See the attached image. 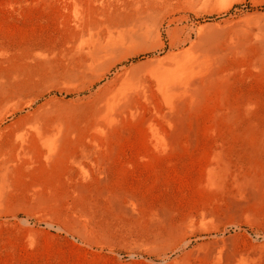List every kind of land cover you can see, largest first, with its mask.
I'll use <instances>...</instances> for the list:
<instances>
[{
	"label": "rangeland",
	"instance_id": "1",
	"mask_svg": "<svg viewBox=\"0 0 264 264\" xmlns=\"http://www.w3.org/2000/svg\"><path fill=\"white\" fill-rule=\"evenodd\" d=\"M3 137L0 264H264V0H0Z\"/></svg>",
	"mask_w": 264,
	"mask_h": 264
},
{
	"label": "bare ground",
	"instance_id": "2",
	"mask_svg": "<svg viewBox=\"0 0 264 264\" xmlns=\"http://www.w3.org/2000/svg\"><path fill=\"white\" fill-rule=\"evenodd\" d=\"M191 70L192 69L190 68V66L187 63L181 62L179 64L177 70H176L177 80L181 81V83L185 82V80H186L185 83H187L188 82L187 78H188L189 74L191 73ZM188 80H190V79L188 78ZM177 85H180V84H177ZM183 86H186V84L185 85L183 84ZM128 94H129V92H128L125 85H122V86L110 91L108 94H106L103 98L100 99V101H99L100 106L98 108L99 113L100 114H106V116H107V115L111 114L114 110L116 111L117 108H119V106L121 105L120 103L128 98ZM22 135L23 134H21V133H13L11 135V138H13V140L14 139L18 140V139L22 138ZM7 139H8L7 137L6 138L3 137L0 140V175H2L5 171H7L9 169L10 159L12 160V158H9V155H7L5 153V151H3V149H2V147L4 148L3 145L6 144V142L8 141ZM14 147H16V146H14ZM10 157H13V156H10Z\"/></svg>",
	"mask_w": 264,
	"mask_h": 264
}]
</instances>
